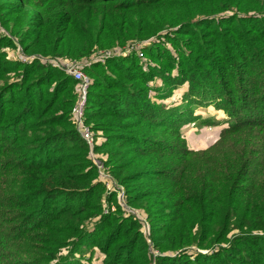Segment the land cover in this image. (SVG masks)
Masks as SVG:
<instances>
[{"label":"trees","instance_id":"1","mask_svg":"<svg viewBox=\"0 0 264 264\" xmlns=\"http://www.w3.org/2000/svg\"><path fill=\"white\" fill-rule=\"evenodd\" d=\"M136 41L144 59L84 68L86 121L150 221L155 259L77 129L78 80L17 55L83 60ZM209 106L228 124L197 149L184 127ZM96 252L97 264H264V0H0V264Z\"/></svg>","mask_w":264,"mask_h":264},{"label":"built area","instance_id":"2","mask_svg":"<svg viewBox=\"0 0 264 264\" xmlns=\"http://www.w3.org/2000/svg\"><path fill=\"white\" fill-rule=\"evenodd\" d=\"M141 42H132L127 47H116L113 49L108 50H101L97 53H94L90 56L85 57L83 60H73V59H60L54 57H44L39 54H27L24 52L22 47L18 49V57L23 63H31L34 60H40L45 63H49L54 67H58L63 69L68 75L73 77L74 79L78 80L79 82V89H78V98L74 108V116L75 122L78 131L80 132L83 139L86 141L88 148H89V156L97 166L99 176L101 180L105 183L107 189H116L118 191V196L120 198L121 204L123 205L126 211H133L126 202V191L125 188L118 183V181L112 176L109 172L105 162L102 158L97 154L95 150V144L97 140V135L92 128V125L86 121V110L88 104V96H89V89L91 85V77L86 73L84 68L86 66L91 65L94 62L101 61L105 62L109 57L112 56H120L124 54H131L132 52H138L139 57H143L144 53L141 51L142 47ZM134 49V50H133ZM98 139H100L98 137ZM111 210H115L116 206L113 205ZM105 212H109V208L105 209ZM134 212V211H133ZM138 217L142 220L143 223L146 222L144 218V214L139 213L136 211ZM157 251V250H156ZM158 254V251H157Z\"/></svg>","mask_w":264,"mask_h":264},{"label":"rangeland","instance_id":"3","mask_svg":"<svg viewBox=\"0 0 264 264\" xmlns=\"http://www.w3.org/2000/svg\"><path fill=\"white\" fill-rule=\"evenodd\" d=\"M136 42H141V41H136ZM141 43L143 44L144 42H141ZM129 44L130 43H127V44H125V45H123L121 47L125 48ZM140 58L144 59L145 56L140 57ZM200 109H201L200 112H208V111H206L205 108H200ZM216 113L217 114H214L213 118H211V121H208V122L206 120L208 119L209 116H211V112H208L207 114L200 113L202 115V117L196 118L195 119L196 121L188 123L184 127V135L187 138V140L189 141V143L191 144V146H193V147H195L197 149H203V148H206L209 145H211L219 137L222 127L226 126L228 124V121L224 122L226 116H225V114L222 111H218ZM205 118H206V120H205ZM131 208L134 209L133 210L134 212L133 211H129V212L126 211V212H127V214L128 213L133 214L141 222L142 231H143L144 235L146 236L147 241L149 243L153 259H155V257L160 252H159V249H157L153 245L154 242H153V239H152V236H151V223H150L149 219L146 218L145 214L143 212H141V210H137V209H135L133 207H131ZM112 211H115V210H112ZM136 211H138L141 214H144L143 216H144V218L146 220L145 223H143L142 220L138 217V215L136 214ZM156 250L158 251V254H157ZM176 253L177 252H174L173 255H175ZM94 256H95L94 257V263L95 264L100 262L102 260V258H103V256L99 255L97 252L95 253Z\"/></svg>","mask_w":264,"mask_h":264},{"label":"crops","instance_id":"4","mask_svg":"<svg viewBox=\"0 0 264 264\" xmlns=\"http://www.w3.org/2000/svg\"><path fill=\"white\" fill-rule=\"evenodd\" d=\"M205 109H206V111L211 112V116H209L208 118L213 117V115L217 114L216 112H218V110H215V108L213 106L206 107ZM200 111H201V109H200ZM200 111H199V113H205V114L208 113V112H200Z\"/></svg>","mask_w":264,"mask_h":264}]
</instances>
